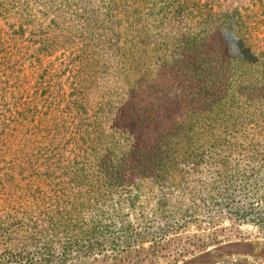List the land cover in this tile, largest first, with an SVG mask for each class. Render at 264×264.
I'll return each mask as SVG.
<instances>
[{
    "label": "trees",
    "instance_id": "16d2710c",
    "mask_svg": "<svg viewBox=\"0 0 264 264\" xmlns=\"http://www.w3.org/2000/svg\"><path fill=\"white\" fill-rule=\"evenodd\" d=\"M211 1L0 0L14 34L37 37L28 65L63 52L72 73L67 97L12 114L0 40V135L20 140L11 173L0 167V264L117 256L140 236L130 215L163 211L166 190L229 205L248 187L264 202V0ZM235 158L253 175L221 180Z\"/></svg>",
    "mask_w": 264,
    "mask_h": 264
},
{
    "label": "rangeland",
    "instance_id": "374dc122",
    "mask_svg": "<svg viewBox=\"0 0 264 264\" xmlns=\"http://www.w3.org/2000/svg\"><path fill=\"white\" fill-rule=\"evenodd\" d=\"M250 1L212 0L210 3L215 12L227 13L236 7L250 5ZM14 30L16 25L12 21L0 19V40L9 56L4 64L7 70H1L6 72L3 79H8L9 83L20 89L13 93L19 102L15 103L12 94L8 98V109L12 108L14 114L13 106H17L23 114V110L38 105L37 108L42 111V105L50 95L59 101L61 96L67 97L72 91L68 55L59 52L55 56L43 58L41 64L31 68L28 62L36 50L34 41L37 37L28 33L16 35ZM262 32L261 46L264 45V29ZM11 66L13 71H10ZM66 102H61L59 110L65 108ZM54 134L56 142L60 144L71 138L69 133L59 134L54 131ZM19 142V139L7 137L5 133L0 135V167H3L6 174L11 171L5 167L4 161L14 158ZM6 144L8 151L4 146ZM249 167L242 159L235 158L229 166L231 172L223 173V177L220 178L217 171L206 170L202 171L200 177L210 182L216 173V177L221 180L239 183L253 175ZM229 193L232 200L229 205L219 199L216 203L212 199L209 203L201 201L197 204L191 201V197H187V200L176 198L179 193L166 190V208L163 211H157L153 202L149 205L141 203L143 207L130 215L133 217V231L140 236L128 239L127 250L117 256L107 253L103 258L96 257L92 260L97 261L91 264H264L262 196H256V192L248 187H231ZM144 194L151 196L147 190ZM152 196L156 197V193ZM118 240L119 249L123 250L124 240Z\"/></svg>",
    "mask_w": 264,
    "mask_h": 264
}]
</instances>
